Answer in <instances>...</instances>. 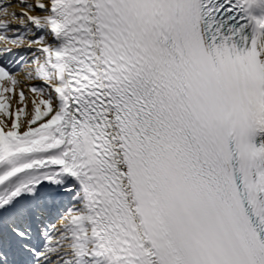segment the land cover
Listing matches in <instances>:
<instances>
[{
  "label": "snow or ice",
  "instance_id": "snow-or-ice-1",
  "mask_svg": "<svg viewBox=\"0 0 264 264\" xmlns=\"http://www.w3.org/2000/svg\"><path fill=\"white\" fill-rule=\"evenodd\" d=\"M0 264H264V0H0Z\"/></svg>",
  "mask_w": 264,
  "mask_h": 264
}]
</instances>
